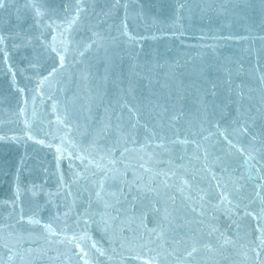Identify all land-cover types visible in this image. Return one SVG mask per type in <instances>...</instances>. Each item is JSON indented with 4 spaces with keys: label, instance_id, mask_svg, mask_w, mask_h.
Listing matches in <instances>:
<instances>
[{
    "label": "water",
    "instance_id": "water-1",
    "mask_svg": "<svg viewBox=\"0 0 264 264\" xmlns=\"http://www.w3.org/2000/svg\"><path fill=\"white\" fill-rule=\"evenodd\" d=\"M145 261L264 264V0H3L0 264Z\"/></svg>",
    "mask_w": 264,
    "mask_h": 264
},
{
    "label": "snow or ice",
    "instance_id": "snow-or-ice-1",
    "mask_svg": "<svg viewBox=\"0 0 264 264\" xmlns=\"http://www.w3.org/2000/svg\"><path fill=\"white\" fill-rule=\"evenodd\" d=\"M0 6H3V0H0ZM40 13H38V15H39ZM245 131H246V129H245ZM58 151H59V149H58ZM30 223H32L33 221H29ZM35 223H39V221L37 220V221H34ZM210 250V249H209ZM193 251H195V249H193ZM189 255H191V253H189ZM145 264H150V262L149 261H145Z\"/></svg>",
    "mask_w": 264,
    "mask_h": 264
}]
</instances>
